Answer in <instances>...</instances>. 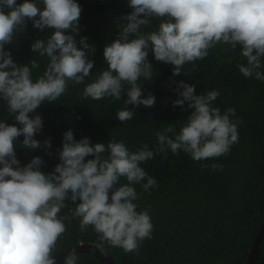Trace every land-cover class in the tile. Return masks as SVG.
Wrapping results in <instances>:
<instances>
[{"label": "clouds", "instance_id": "clouds-1", "mask_svg": "<svg viewBox=\"0 0 264 264\" xmlns=\"http://www.w3.org/2000/svg\"><path fill=\"white\" fill-rule=\"evenodd\" d=\"M41 2L42 9L34 0L22 4L0 0V100L16 122H0V264H57L52 249L66 231L64 221L75 218H79L81 231L92 226L102 243L126 253L136 251L151 238L153 224L147 209L137 211L134 185H141L146 192L156 186V180L140 165L153 159L154 154L166 157L168 151L173 155L183 151L195 161L226 155L238 141L240 121L232 119L235 109L222 114L212 107L220 95L218 91L197 96L194 85L181 81L176 89L181 98L173 102V107L183 109L187 102V108L193 111L179 132L170 123L155 133V153L147 144L132 152L114 139L106 146L92 144L88 138L77 141L69 130L63 134L60 162L53 172L41 171L44 161L39 156L21 166L15 153L19 137L24 138L22 147L41 148L34 136L42 128V118L29 114L45 101L57 100L66 92L69 81L85 83L94 68L87 54V38L80 39L78 48L75 36L66 34L78 33L80 5L75 0ZM128 7L132 11L122 17L125 26L103 49L107 69L83 90V98L121 100L124 84L129 85L124 109L115 117L121 123L133 118L129 105L151 108L155 104L151 93L141 98L142 88L137 83L141 77L152 78L149 52L155 61L171 65L175 77L181 75L186 63L204 59L217 44L232 50L239 46L240 56L246 60L237 65L239 72L245 78L264 81L260 70L264 58V0H128ZM153 18L162 21L158 29L142 31ZM28 21L41 32L54 30L46 42L36 40L31 44L33 53L48 59L35 82L32 69L40 67L37 61L31 60V67L21 66L5 51ZM43 147L50 148V141H45ZM211 167L217 170L222 166ZM121 178L127 183L122 184ZM69 200L75 205L70 216H60ZM77 260L73 250L63 264H77Z\"/></svg>", "mask_w": 264, "mask_h": 264}, {"label": "trees", "instance_id": "trees-1", "mask_svg": "<svg viewBox=\"0 0 264 264\" xmlns=\"http://www.w3.org/2000/svg\"><path fill=\"white\" fill-rule=\"evenodd\" d=\"M24 0H16L22 4ZM41 9V0H34ZM81 7L77 47L80 39L87 38L88 58L94 61V68L85 83L68 82L67 90L52 103L45 101L30 117L39 115L43 125L34 139L41 148L30 150L22 147L23 136L15 144L16 157L21 166L27 165L34 157L44 161L41 171H54L60 162L58 152L62 150L63 134L69 130L74 139L88 138L92 144L107 143L114 139L123 142L129 151L135 152L147 144L149 150L157 147L156 132H162L168 124L179 132L193 109L173 107V102L181 97L176 91L177 82L195 86V95L216 90L220 93L212 103L223 114L227 109H235L233 120H239L238 141L226 155L195 161L190 155L180 151L173 155L154 154V158L140 166L156 180V186L144 191L141 185H134L138 199L137 211L147 209L153 224L152 236L145 239L136 251L125 252L101 242L92 226L80 230L79 218L65 220L66 231L58 238L52 255L83 242L101 245L110 253L116 264H246L253 241L264 221V81L245 78L237 67L246 63L240 56L239 46L232 50L228 45L217 44L209 49L207 57L186 63L181 75H172V66L157 62L151 52L148 61L153 66L151 79L141 77L138 85L142 97L149 93L155 96L151 108H132L131 120L121 123L116 113L124 109V100L129 85L124 84L121 100L107 97L101 100L83 98L87 83L107 69L103 49L112 43L125 26L123 16L131 13L128 0H75ZM9 10L5 9L7 13ZM162 21L153 18L144 32L158 29ZM54 30L43 32L33 28L28 21L23 31H18L5 51L11 53L15 63L29 67L35 59L40 65L32 69V79L41 76L48 59L31 51V44L44 40ZM264 72V58L262 68ZM182 91V89H180ZM0 122L15 124L14 117L8 115L7 105L0 100ZM19 127V125H16ZM171 135V134H170ZM45 141L51 147L45 149ZM107 156V152L104 154ZM94 157H86L93 159ZM222 166L213 170L211 165ZM146 183V181H144ZM121 183H127L121 178ZM78 203V202H77ZM67 206L60 216H70L75 205L66 201ZM77 264H104L92 253H77ZM63 260L57 264H63ZM257 264H264V239L261 244Z\"/></svg>", "mask_w": 264, "mask_h": 264}, {"label": "water", "instance_id": "water-1", "mask_svg": "<svg viewBox=\"0 0 264 264\" xmlns=\"http://www.w3.org/2000/svg\"><path fill=\"white\" fill-rule=\"evenodd\" d=\"M264 239V221L256 235V238L253 241V245L250 251L249 258L246 264H257L259 252L261 249V244ZM75 250L77 253L87 252L96 255L104 264H116L113 257L110 255L108 251H106L103 247L99 246L95 243L91 242H83L76 244L72 247L66 248L52 256L55 257L56 262L65 258L69 252Z\"/></svg>", "mask_w": 264, "mask_h": 264}]
</instances>
